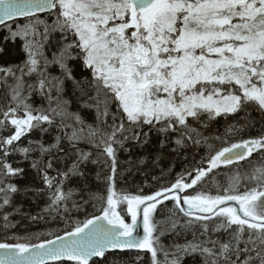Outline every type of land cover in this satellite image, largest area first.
<instances>
[{
    "label": "snow or ice",
    "instance_id": "snow-or-ice-1",
    "mask_svg": "<svg viewBox=\"0 0 264 264\" xmlns=\"http://www.w3.org/2000/svg\"><path fill=\"white\" fill-rule=\"evenodd\" d=\"M189 148L198 163L161 167ZM149 165L154 190H118ZM40 221L63 227L31 232ZM131 250L264 264V0H0V264Z\"/></svg>",
    "mask_w": 264,
    "mask_h": 264
},
{
    "label": "trees",
    "instance_id": "trees-1",
    "mask_svg": "<svg viewBox=\"0 0 264 264\" xmlns=\"http://www.w3.org/2000/svg\"><path fill=\"white\" fill-rule=\"evenodd\" d=\"M256 115V114H254ZM256 119H259L258 115H256ZM223 121H221L220 125H218L220 132H223ZM258 131V128H254L251 130V135H256ZM246 136L248 135L247 133L245 134ZM152 151H155V148L151 149ZM142 153L139 150H133L132 156L133 158H137L141 155ZM196 160L194 161L192 156H193V150L189 148L188 150L185 151L183 155H178V154H166L165 158L161 161V167L165 168L167 170L170 166L172 167L173 171L175 172H180L182 171L185 167H191L193 164L198 163L199 159L202 155H204V150L200 149L197 150L196 153ZM185 156L187 159H185ZM125 155L121 154L120 160H121V166L118 172H122L123 169H126L128 167L127 164L124 163L125 160ZM90 171L92 172L93 176L95 174V171L97 170L95 166L90 165L89 166ZM217 171V179H224L226 178L228 174V169L227 168H221L216 170ZM160 174V169L155 168L151 165L147 166L144 168L142 171H135L133 170L132 172H123V175L117 176V188L135 192L137 189V186H142L144 188L145 192H149L155 189V186L157 182L153 180V176H158ZM163 182V181H161ZM92 186L95 189H97V182L93 179L92 180ZM103 186L100 185L99 190H102ZM171 206V202H166ZM45 202L43 200H40L37 202V204H32L28 201H25L24 203V210L30 211L33 214H35L37 211H39L41 208L44 207ZM163 207V206H160ZM89 211L91 212L92 209L89 208ZM75 218L78 219H83V214H74ZM161 218V214L157 213V219ZM28 223L27 221H24L22 226L17 230L19 234L23 235L25 233L26 228H28ZM63 227L62 223H57V222H44L40 221L34 225H31L30 231L33 233L36 232H48V231H59L60 228ZM165 239V243L168 242L167 238ZM116 259L121 262V264H135V257H136V252H117L115 254ZM111 260V256H110Z\"/></svg>",
    "mask_w": 264,
    "mask_h": 264
},
{
    "label": "water",
    "instance_id": "water-1",
    "mask_svg": "<svg viewBox=\"0 0 264 264\" xmlns=\"http://www.w3.org/2000/svg\"><path fill=\"white\" fill-rule=\"evenodd\" d=\"M139 231H140L141 234H142V229H140ZM127 252H129V251H127ZM130 252H136V251H135V250H131Z\"/></svg>",
    "mask_w": 264,
    "mask_h": 264
}]
</instances>
